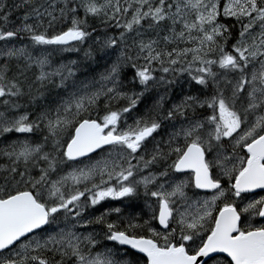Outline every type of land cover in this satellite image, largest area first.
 <instances>
[{
	"label": "snow or ice",
	"instance_id": "snow-or-ice-1",
	"mask_svg": "<svg viewBox=\"0 0 264 264\" xmlns=\"http://www.w3.org/2000/svg\"><path fill=\"white\" fill-rule=\"evenodd\" d=\"M256 190L264 0H0V264H264Z\"/></svg>",
	"mask_w": 264,
	"mask_h": 264
},
{
	"label": "rangeland",
	"instance_id": "rangeland-1",
	"mask_svg": "<svg viewBox=\"0 0 264 264\" xmlns=\"http://www.w3.org/2000/svg\"><path fill=\"white\" fill-rule=\"evenodd\" d=\"M257 193V195H256V197L255 198H259L260 196H264V192H256ZM252 197L250 196L249 197V199H251ZM115 206H119L118 204L117 205H115ZM253 222L254 223H257V224H259V223H264L262 220H260V218H258V217H255L254 219H253Z\"/></svg>",
	"mask_w": 264,
	"mask_h": 264
},
{
	"label": "water",
	"instance_id": "water-1",
	"mask_svg": "<svg viewBox=\"0 0 264 264\" xmlns=\"http://www.w3.org/2000/svg\"><path fill=\"white\" fill-rule=\"evenodd\" d=\"M256 192H262L261 190H256Z\"/></svg>",
	"mask_w": 264,
	"mask_h": 264
},
{
	"label": "flooded vegetation",
	"instance_id": "flooded-vegetation-1",
	"mask_svg": "<svg viewBox=\"0 0 264 264\" xmlns=\"http://www.w3.org/2000/svg\"><path fill=\"white\" fill-rule=\"evenodd\" d=\"M259 218V217H258ZM260 220H262L264 222V219L260 218Z\"/></svg>",
	"mask_w": 264,
	"mask_h": 264
}]
</instances>
